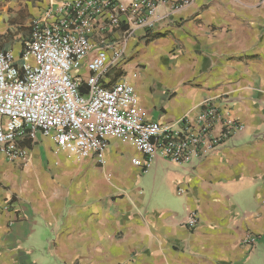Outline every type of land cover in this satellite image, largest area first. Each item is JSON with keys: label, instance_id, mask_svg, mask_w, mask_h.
I'll list each match as a JSON object with an SVG mask.
<instances>
[{"label": "crops", "instance_id": "crops-1", "mask_svg": "<svg viewBox=\"0 0 264 264\" xmlns=\"http://www.w3.org/2000/svg\"><path fill=\"white\" fill-rule=\"evenodd\" d=\"M49 1L0 0V50L19 65ZM167 1L107 81L130 84L149 121L195 122L215 101L243 131L204 159L159 157L147 171L131 141L111 140L103 166L51 136L24 145L26 165L0 156V264H264V0Z\"/></svg>", "mask_w": 264, "mask_h": 264}, {"label": "built area", "instance_id": "built-area-1", "mask_svg": "<svg viewBox=\"0 0 264 264\" xmlns=\"http://www.w3.org/2000/svg\"><path fill=\"white\" fill-rule=\"evenodd\" d=\"M191 2L171 6L180 11ZM163 4L170 2L50 0L30 22L21 64L0 50V156L26 165L24 145L51 136L59 150L103 166L111 140L131 141L144 156L134 163L147 171L159 157L177 164L204 159L242 132L243 124L224 119L215 101L203 104L195 122L185 117L175 127L149 121L130 84L107 81L111 71L124 68L128 39L155 29ZM185 224L195 229L196 214ZM258 241L248 235L244 243Z\"/></svg>", "mask_w": 264, "mask_h": 264}]
</instances>
